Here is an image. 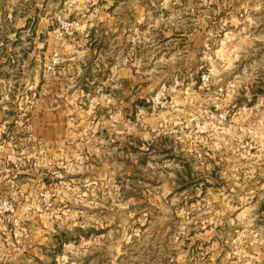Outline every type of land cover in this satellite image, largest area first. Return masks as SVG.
Wrapping results in <instances>:
<instances>
[{"label": "rangeland", "instance_id": "rangeland-1", "mask_svg": "<svg viewBox=\"0 0 264 264\" xmlns=\"http://www.w3.org/2000/svg\"><path fill=\"white\" fill-rule=\"evenodd\" d=\"M58 1L0 0V264H264L263 61L224 68L209 35L183 53L161 37L176 6L159 3L139 81L124 69L116 89L94 55L86 70L59 45L32 51L28 30L66 37L60 21L77 19Z\"/></svg>", "mask_w": 264, "mask_h": 264}, {"label": "crops", "instance_id": "crops-1", "mask_svg": "<svg viewBox=\"0 0 264 264\" xmlns=\"http://www.w3.org/2000/svg\"><path fill=\"white\" fill-rule=\"evenodd\" d=\"M58 2V5L64 3L70 10H74L76 15L73 17L80 22L76 34L73 37H64L61 33L48 28L28 30V33L31 32L30 37H34L36 43L32 51L50 54L58 51L56 47L59 45L58 49L67 54V60L71 64L86 70L89 63H94L90 58L94 55L97 66L115 70V78H111L110 81L106 78L104 83L115 84L116 89L118 82L124 83V69L127 72L125 81L130 85L138 83L139 77L133 71L135 67L133 55L140 46L141 21L149 22L154 19L159 3L166 10L168 5L176 6L171 16L177 17L179 26L162 31L161 37L169 41L168 43L174 41V47L178 45L183 49V53H195V56L202 53L205 35H209L216 40V43L213 42L215 51L225 49L229 60L226 66L222 65L224 68H247L251 62L256 61V63L260 62V65L262 61L264 63V0H59ZM225 3L229 5L226 18H224L225 10L220 8V5ZM25 19L29 22L31 16L26 15ZM222 20H227L229 24L226 28L214 32L215 22ZM209 24H211L210 30H208ZM124 54H131L130 60L124 59ZM111 94L106 96L108 100ZM36 114L42 115L41 112ZM3 116L4 111L0 110V119ZM35 127V134L40 137L39 143L43 146L44 131L38 126L36 118ZM56 129L46 130L48 141L51 143L57 138ZM37 158L35 152L36 168ZM34 177L37 181V175ZM34 177L28 180L33 181Z\"/></svg>", "mask_w": 264, "mask_h": 264}, {"label": "built area", "instance_id": "built-area-1", "mask_svg": "<svg viewBox=\"0 0 264 264\" xmlns=\"http://www.w3.org/2000/svg\"><path fill=\"white\" fill-rule=\"evenodd\" d=\"M58 20L59 21L61 20L59 16H58ZM60 22L62 24L63 35H65L66 37H73L76 34V32L79 28V25H80V22L77 19H64ZM57 63H58L57 58H55L53 60L52 67L51 66L49 67L52 71L51 72L52 74L56 73L55 65ZM5 206H6L7 210H13V206L11 204H9L8 202L5 203Z\"/></svg>", "mask_w": 264, "mask_h": 264}]
</instances>
